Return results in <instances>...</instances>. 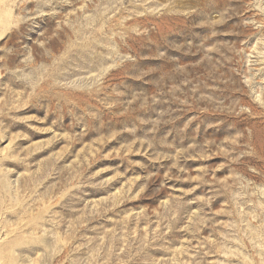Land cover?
<instances>
[{"label": "rangeland", "instance_id": "374dc122", "mask_svg": "<svg viewBox=\"0 0 264 264\" xmlns=\"http://www.w3.org/2000/svg\"><path fill=\"white\" fill-rule=\"evenodd\" d=\"M0 264H264V0H0Z\"/></svg>", "mask_w": 264, "mask_h": 264}]
</instances>
